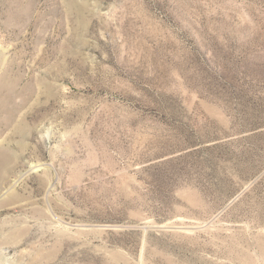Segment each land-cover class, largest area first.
<instances>
[{
  "label": "rangeland",
  "instance_id": "rangeland-1",
  "mask_svg": "<svg viewBox=\"0 0 264 264\" xmlns=\"http://www.w3.org/2000/svg\"><path fill=\"white\" fill-rule=\"evenodd\" d=\"M0 264H264V0H0Z\"/></svg>",
  "mask_w": 264,
  "mask_h": 264
}]
</instances>
